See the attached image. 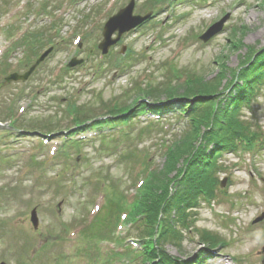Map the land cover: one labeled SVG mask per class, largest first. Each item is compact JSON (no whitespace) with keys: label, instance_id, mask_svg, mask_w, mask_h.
I'll return each mask as SVG.
<instances>
[{"label":"rangeland","instance_id":"374dc122","mask_svg":"<svg viewBox=\"0 0 264 264\" xmlns=\"http://www.w3.org/2000/svg\"><path fill=\"white\" fill-rule=\"evenodd\" d=\"M131 1L0 0V83L15 70L23 75L45 40L44 50L53 47L25 81L0 86V118L8 108L13 115L1 124L16 125L14 134H0V264H87L88 257L90 264H104L103 258L92 259V241L79 243L82 257L76 256L75 233L95 217H100L99 238L138 237L122 215L134 210L146 186L161 187V179L175 178L167 170L168 148L183 135L185 121L174 117L154 124L153 110L176 105L145 98L141 101L149 107L133 108L130 119L113 122L115 129L90 125L140 105L135 101L141 90L161 91L197 79L204 83L222 69L231 83L251 49L264 50V0H133V15H148V21L103 57L98 46L104 26ZM225 18L219 33L200 39ZM39 32L43 41L30 52L27 66L18 68L28 50L14 51L9 38ZM74 59L83 64L68 68ZM72 105L89 121L84 133L73 132L76 137L68 139L76 140L75 146L63 144L81 119ZM239 107L248 135L221 153L215 200L200 198L197 209L187 213L189 226L176 224L179 239L163 246L186 264H264V218L254 224L264 214V86L249 106ZM254 141L261 146L251 151L248 144ZM118 209L123 214L115 230ZM34 210L37 229L31 222ZM202 237L219 244L212 249ZM114 246L99 248L106 255ZM129 258L132 264L141 262Z\"/></svg>","mask_w":264,"mask_h":264},{"label":"trees","instance_id":"16d2710c","mask_svg":"<svg viewBox=\"0 0 264 264\" xmlns=\"http://www.w3.org/2000/svg\"><path fill=\"white\" fill-rule=\"evenodd\" d=\"M39 33L35 36L27 34L14 44L15 50L22 48L28 50L27 61L30 52L44 38V34ZM45 42L46 40L42 47L45 46ZM240 70L234 73V80L231 83H226L227 71L222 69L214 79L204 83L197 82V79L176 88L170 86L161 91L157 89L139 92L141 97L135 104L145 98L162 103L164 98L178 104V107L170 108L171 112L178 111L181 116L187 118L183 123V135L175 139L168 148L167 170L175 174V178L161 179V187L153 184L152 187L150 184L146 186L139 201L133 205L134 210L129 213V221L135 220L134 217L137 218L139 215L142 218L140 238L145 248L144 264H155L156 261H160L158 264H174V261L164 255L163 246L175 243L179 239L176 224L190 223L187 220L190 217L188 211L192 208L197 209L200 198L206 200L214 198L216 185L214 175L221 153L233 147L238 138H245L248 135V130L240 118L239 106L246 103L249 106L256 92L264 86V50L258 52L251 49ZM142 107H149L148 102H144ZM71 108L75 115H79L77 118H81L80 121H75L76 127L89 122L86 116L84 119V116L76 111L78 110L76 105H72ZM124 108L115 110L109 114V120L95 123L96 126L98 124L112 126L113 122L120 124L119 121L130 119L128 115L133 108H137V104ZM8 109L4 112V120L13 116L11 108ZM0 115L2 117L3 114ZM4 120L0 118V122L3 123ZM10 125L16 129L15 121ZM255 138L256 136L252 137L253 140ZM156 179L159 180V176H156ZM112 212L113 209L111 214L114 215L115 210ZM117 213L116 221H119L120 209ZM99 218L88 228L90 237L101 231L97 226ZM202 238L212 249L219 244H216L214 239Z\"/></svg>","mask_w":264,"mask_h":264},{"label":"water","instance_id":"95a60500","mask_svg":"<svg viewBox=\"0 0 264 264\" xmlns=\"http://www.w3.org/2000/svg\"><path fill=\"white\" fill-rule=\"evenodd\" d=\"M134 10V4L131 3L127 8L124 10L120 11L116 16L112 17L108 23L105 26L104 29V42L100 45V49L104 52L107 53L108 49L114 45L117 41L112 40L113 34L115 32L119 33V37L126 33L129 32L130 30L136 28L138 25L142 24L144 22V18L140 17H133L132 13ZM226 18L223 19L219 24L215 25L203 38V41H208L212 36L216 35L219 33L222 29V26L225 22ZM126 22V23H125ZM44 59V57L42 58ZM77 62H73L70 64L71 67L76 66ZM13 79H22L26 80L27 76L25 77H18V76H13L8 79V82H10ZM31 222L33 223L34 227L37 228L38 226V220H37V212L34 210L31 213ZM4 264V263H3Z\"/></svg>","mask_w":264,"mask_h":264},{"label":"bare ground","instance_id":"6f19581e","mask_svg":"<svg viewBox=\"0 0 264 264\" xmlns=\"http://www.w3.org/2000/svg\"><path fill=\"white\" fill-rule=\"evenodd\" d=\"M100 216V215H99ZM99 218V217H98Z\"/></svg>","mask_w":264,"mask_h":264}]
</instances>
